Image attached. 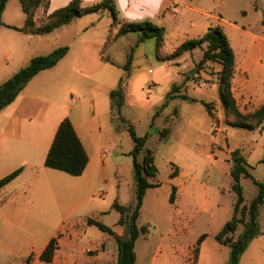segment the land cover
Instances as JSON below:
<instances>
[{
  "label": "rangeland",
  "instance_id": "rangeland-1",
  "mask_svg": "<svg viewBox=\"0 0 264 264\" xmlns=\"http://www.w3.org/2000/svg\"><path fill=\"white\" fill-rule=\"evenodd\" d=\"M66 1L51 0L48 15L63 8ZM101 1L83 0L82 4L89 7ZM47 2L43 4L45 13ZM186 2L191 10H185L175 0H115L122 24L151 22L165 29V47L160 54L165 60L178 46L198 37V29H192V25L200 27L216 22L200 12L218 17L238 55L232 81L238 108L244 116L255 113L262 101L256 95L264 79L259 66L249 70L245 57L240 54L259 48V38L264 35V0ZM2 19L5 25L24 26L26 16L20 0L9 1ZM46 21L39 20L38 25ZM113 23L112 14L107 12L77 19L46 36H28L6 26L0 27V86L26 68L33 58L69 47L68 65L71 66V57H77L76 68L85 71V76L90 78L70 79L59 71L44 77L40 91L46 98L50 97L47 94L54 93V101L61 107L69 106L73 111L82 107L81 121L77 126L89 136L93 134L98 151L109 150L107 175L84 195L85 205L75 215L68 213L71 181L75 178L64 173L47 176L41 172L43 185L37 186L33 183L34 174L28 173L1 194V198L12 200L6 211L9 223H4V229L9 232L10 241L14 242L19 234H22V241L9 250L0 248V264H23L24 256L31 248L40 252L48 241L57 237L61 255L71 257L72 253L78 264H87L89 261L83 258L87 250L95 252L102 243L108 242L111 251L116 244L113 236L87 224V220L93 217L100 218V222L117 235L128 237V228L119 225L120 214L112 210V204L118 196L121 203L130 207L136 202L134 166L129 157L134 142L129 125L134 126L138 136L149 135L147 148L154 151L159 170L157 182L161 185L157 192L150 193L137 222L140 228L151 227V232L141 234L136 243L137 264H150L159 247H170V254H167L170 261L164 260L165 263L187 262L188 249L205 233L210 237L204 245L200 264H229L231 249L219 244L215 235L232 218L237 200L232 189L231 154L240 150L248 161L253 178L264 183V130L249 131L230 126L236 118L225 110L220 99L222 66L211 62L201 66L204 56L201 49L171 61H161L156 56V40L140 44L139 35L130 34L115 41L106 53L115 65L102 62L101 52ZM234 25L239 30L232 28ZM81 58L82 62L79 61ZM130 58L132 65L126 70ZM193 71L195 74L191 76ZM95 83L110 84L113 91L123 92V120L113 110L111 98L104 100L97 89L94 91ZM174 86L180 87L183 95L212 104L214 116L211 118L202 104L181 99L171 101L162 111ZM94 100L95 106L92 105ZM159 111V117L154 120ZM177 112L181 115L180 120L175 117ZM168 128L169 137L161 141V132ZM175 170L180 172L177 185L185 188L183 198L196 200L201 208L208 205L205 219L211 217L209 223L198 222L193 229L181 234H177L180 228L174 223L175 208L170 202L171 175ZM11 173L0 174V180ZM242 186L245 203L250 205L258 196L259 188L252 179H243ZM155 193L157 197L154 199ZM259 226L260 231L264 230V206ZM244 229L241 225L235 237ZM191 256L197 260L194 252L189 258ZM31 260L35 261V258Z\"/></svg>",
  "mask_w": 264,
  "mask_h": 264
},
{
  "label": "trees",
  "instance_id": "trees-1",
  "mask_svg": "<svg viewBox=\"0 0 264 264\" xmlns=\"http://www.w3.org/2000/svg\"><path fill=\"white\" fill-rule=\"evenodd\" d=\"M10 0H0V27L6 26L10 29L20 31L27 35H47L53 31L71 24L74 20L83 18L90 14H104L110 12L113 16V27H119L115 36L111 35L104 47L102 60L111 63L109 57H106V50L115 40L130 34L139 35V43H145L148 40L155 39L157 43L156 56L161 61H171L172 59L183 56L186 53L201 49L204 52L201 66L211 62L222 66L219 73V95L223 107L227 112L234 115L235 121L230 123L231 127L246 129L249 131L264 130V105L255 113L244 116L238 108L237 101L232 91V81L236 67V53L232 44L224 32L217 26L211 27L207 33L201 37L190 39L181 44L172 55L168 58L161 59V51L165 47V29L157 27L151 22L142 23H121L118 18L115 0H102L101 2L84 7L83 0H73L68 6L61 8L51 14L47 21L39 26L36 22V15L39 8L47 0H20L23 12L26 15V24L23 28L8 26L3 23L2 16L5 12ZM69 47H61L49 55L38 56L32 59L31 63L10 80L0 86V112L13 104L25 87L41 72L56 67L69 53ZM132 65L130 58L126 70ZM180 87L174 86L171 93L167 97V102L163 105L162 111L169 106L171 101L182 99L191 103H200L207 110L212 118L213 105L204 101L192 99L186 95L180 94ZM123 92L114 90L111 92L112 108L115 110L119 118L124 106ZM160 111L156 113L154 120L159 117ZM178 115V112H177ZM153 127V125H152ZM131 138L134 142V149L130 153L133 158L134 179L136 184V202L134 207L122 205L117 198L112 205V209L120 214L119 225L128 228V237L123 238L117 235L110 227L100 221L89 219V226H95L100 231L113 236L118 247V263L117 264H136L137 253L136 243L141 234L147 233L146 227H139L137 222L144 205L145 197L149 189L160 187L156 183L159 174L156 165V158L153 150L147 148L149 135L144 137L138 136L133 125L128 127ZM170 135V129L161 132V141L167 139ZM233 167L231 176L234 180L233 191L236 194V203L234 206V214L230 221L226 223L224 228L215 236L217 242L231 249V259L229 264H240L242 255L245 253L250 243L261 235L259 226V217L262 207L264 206V183L258 182L249 171L247 159L242 155L240 150H235L231 154ZM89 164V156L69 119H65L57 132L54 143L48 153L45 166L47 168L64 172L73 177H80L84 174ZM23 172L19 169L0 181V190L17 179ZM178 176V171L171 175V179ZM243 179H252L259 188L258 196L250 205L245 203L244 189L242 186ZM177 188L173 187L170 202L176 201ZM239 214L241 217H239ZM248 218L247 221L245 219ZM244 225V231L236 238L235 235L239 227ZM208 235H202L198 240L194 253L196 259L199 256L200 248ZM59 237L53 238L45 251L40 257L41 262L51 264L59 250ZM32 257L29 259V263Z\"/></svg>",
  "mask_w": 264,
  "mask_h": 264
},
{
  "label": "crops",
  "instance_id": "crops-1",
  "mask_svg": "<svg viewBox=\"0 0 264 264\" xmlns=\"http://www.w3.org/2000/svg\"><path fill=\"white\" fill-rule=\"evenodd\" d=\"M72 1L67 0L66 2L63 3L62 7L64 8L68 6ZM186 1L187 0H175V2L179 6L184 7L185 10L187 11L191 10L192 8L189 6V3ZM47 4H48L47 13L43 11L44 5H42L39 8L37 15H36L37 24L39 23V20L44 21V19H48V17L51 15V14L48 15V9L51 4V0H48ZM199 14L203 16H207L210 19H214L216 22L214 23L208 22L207 24L200 26V27H196V25H192L191 26L192 29L194 30L198 29L197 30L199 33L198 37L205 35L207 31L209 30V28L211 27H217V26L221 27L222 26L218 17H214L213 15L207 12H200ZM8 26H13V25H8ZM24 26H21V27L14 26V27L23 28ZM232 28L239 30V27L235 25L232 26ZM118 30H119V27H112V29L110 30L108 39L111 35L115 36ZM24 35H27V34H24ZM28 36H36V35H28ZM40 36H46V35H40ZM151 40H155V39H151ZM115 41L112 43V45L115 43ZM106 43L104 44L102 52H101L102 62H104L102 60V53H103ZM259 44L260 45H259L258 50L251 49L248 52V54L243 53V54H240V56L245 57L246 64L249 65L248 66L249 70H252L253 68H255L256 65H258L261 76L264 79V35L260 36ZM112 45L106 50V53L112 47ZM71 54H72V50H71ZM67 56L56 67L50 70L43 71L39 75H37L20 93L16 101L13 104H11L9 107H7L5 110L0 112V114H2L1 116H3V117H0V126H2V128L0 129V174L11 173V172L14 173L15 171L19 169H23L22 174L17 179H15L13 182H11L10 184H8L7 186H5L4 188L0 190V248H4L6 250L12 249L13 246H17L19 243H21L22 234H19L16 237V239H14V242L12 240L11 241L9 240L10 234L7 229H4V225H5L4 223H9V221L6 218V211H7L8 206L11 205L12 200L1 198V194L6 193L7 190L13 184L21 180L28 173L34 174L33 183L36 186L43 185L42 184L43 180L40 181L41 172L47 176H61V174L64 173V172H60L57 170L47 168L45 166V163H46L48 153L54 143L57 132L60 128V125L65 119H69L73 123V126L89 156V164L84 174L80 177H74L75 180L71 181V188H70L71 206L68 211V213H71V216L77 214L78 211L83 209L85 205L84 195L88 194L92 190L93 186L97 184L100 180H102L104 176L107 175L108 173L107 158H108L109 150L105 149L104 151H98L95 146L93 134L89 136L88 134L84 133V131L82 132V130H80V128L77 126V123L81 121L80 113L82 111V107H77L76 111L74 110L75 111L74 112L71 107L69 106L68 108L61 107V105L58 102L54 101V99L56 98V96H54V93L47 94V95H50V97L46 98L44 94H42L43 92L40 91L41 83L43 85V82H44V77L48 75H54L58 73L59 71H62L64 76L70 79L75 78V77L90 78V76H85L86 74L85 71L76 68L75 61H78L77 57H71V66H70L68 65V59L70 57H67ZM106 57L108 56L106 55ZM236 57H238V55H236ZM79 61L82 62L83 59L81 58ZM104 63L115 65V63L112 60H111V63H107V62H104ZM96 89L98 90V93L103 97L104 100L111 98L110 95H111V92L113 91V86H111L110 84L102 83L101 85H99L95 83L94 91ZM257 92H258V96L256 95V97L262 100L261 104L258 107L260 108L261 106L264 105V83L262 84L261 89ZM179 95H183V94L180 93ZM95 101L96 100L92 102L93 106H95ZM104 113H106V111H104ZM175 117L179 118V120L181 119V115L179 113ZM132 151L129 152L130 158H132L130 156V153ZM43 166H45L46 169H43L42 171ZM179 174L180 172L178 170V176L172 179L173 182L171 184L172 189L173 187L177 188L176 201L174 204H172V206H174L175 208L173 220H174L175 225H178V227L180 228L177 234L186 233L187 231H190L191 229L194 228V226L197 225L198 222L209 223L211 221V217H207V219H205L206 212L208 211V205H204L201 208L196 200L194 199L186 200L183 198V195L185 193V188L177 185L176 183V179L179 177ZM4 178L2 177V179ZM156 183L158 182L156 181ZM160 187L152 188L148 190L141 212L146 207L147 200L149 199L150 193L157 192L156 190L160 189ZM156 197H157V194L155 193L154 199ZM117 198L119 199V202H120L119 196ZM121 204L124 206L130 207L125 202ZM26 219H29V217L27 216ZM90 219L100 221L99 220L100 218L93 217ZM146 228H147V233H150L151 227H146ZM260 232H261V235L250 243L249 247L247 248L245 253L242 255L240 264H264V230H261ZM205 234H207L208 237L201 245L200 253H199L197 260L191 259L192 256L189 258V255L192 254V252H194L195 246L197 245L198 240L200 238L197 240L196 244L193 247H190L188 249L187 262H182V263H177V264H200V258L203 252L204 245L206 244V241L210 237V234L208 233H205ZM111 238H114V237H111ZM50 241L46 243V245L41 249L40 252H38L35 248H31L27 252V254L24 256L23 264H46V263L41 262L40 257L45 251ZM112 248L113 250L109 251V243L104 242L101 244L99 249L96 250L95 252L87 250L85 253H83V258L89 261L87 264H117L118 255H119L117 243L113 245ZM169 251H170V247H165V248L159 247L156 252L157 254L153 256V259L150 264H173L171 262H168V263L164 262V260H167V259L169 260V258L167 257V254L168 255L170 254ZM60 253H61L60 251H57L54 261L51 264H78L75 257L72 256V253H71V257L68 255H61ZM31 257H34L35 261L31 260V262L29 263V259Z\"/></svg>",
  "mask_w": 264,
  "mask_h": 264
},
{
  "label": "water",
  "instance_id": "water-1",
  "mask_svg": "<svg viewBox=\"0 0 264 264\" xmlns=\"http://www.w3.org/2000/svg\"><path fill=\"white\" fill-rule=\"evenodd\" d=\"M194 74H195V72H194V71L190 73V75H191V76H193Z\"/></svg>",
  "mask_w": 264,
  "mask_h": 264
}]
</instances>
